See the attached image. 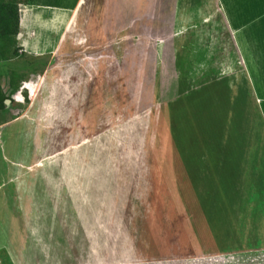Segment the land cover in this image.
<instances>
[{
    "label": "rangeland",
    "instance_id": "obj_1",
    "mask_svg": "<svg viewBox=\"0 0 264 264\" xmlns=\"http://www.w3.org/2000/svg\"><path fill=\"white\" fill-rule=\"evenodd\" d=\"M223 1L20 0L0 59L1 264H264L204 255L222 246L204 223L249 216L264 182L241 148L264 67Z\"/></svg>",
    "mask_w": 264,
    "mask_h": 264
},
{
    "label": "crops",
    "instance_id": "obj_2",
    "mask_svg": "<svg viewBox=\"0 0 264 264\" xmlns=\"http://www.w3.org/2000/svg\"><path fill=\"white\" fill-rule=\"evenodd\" d=\"M226 8V14L228 15V20L230 24L237 25L239 22H243L244 20L239 19V17L235 16V13H239L242 15H247L245 18L246 21L244 23L249 24L250 34L246 37V42H241L245 44V49L250 51L251 64L250 67H264V0H224ZM241 9V10H240ZM242 36L239 37V39ZM249 40V44H248ZM259 82V81H258ZM262 88V87H261ZM263 89H261L262 91ZM261 94H264L261 92ZM258 97V96H257ZM261 97H264L261 95ZM261 97H258L261 99ZM260 109V108H258ZM262 116L264 119V109H261ZM2 113V112H0ZM254 113V112H253ZM252 113V115H254ZM260 115V111L258 110L255 115ZM255 117V116H254ZM257 120L259 118L257 117ZM256 120V121H257ZM14 122L17 119L13 120ZM254 122L255 119L252 118ZM1 127V126H0ZM252 138L249 141H246L245 144L241 148H248L247 154L255 153L254 159H251L250 166H254L253 171L251 170L253 179H257V181L264 180V121L261 124H254L251 127ZM242 150V149H241ZM260 159V161H259ZM259 161V162H258ZM10 164V162H9ZM11 165L16 169L18 167L16 162H11ZM256 167V168H255ZM256 169V171H255ZM208 170V169H207ZM18 171H15V176ZM207 172V171H206ZM204 172L205 176L208 174ZM14 176V177H15ZM14 177L11 179L13 180ZM206 178V177H205ZM261 186L248 190V195H251V198H246L245 201H248L251 212L249 216L239 215L237 219L235 218V223H204V236L211 232L212 227H218L221 233V239L219 243L222 245L221 248H213L211 245L213 237L210 236V239H207L208 242L205 241L207 250L204 251V255L207 256L206 259H210L211 261H220L224 260L228 256H240L245 258L248 256L264 254V182H260ZM259 186V185H258ZM2 187V185H0ZM254 189V190H253ZM195 225L198 223H191V226H188V232L190 228V232L195 228ZM212 225V226H211ZM200 227V226H198ZM194 231V230H193ZM189 232V233H190ZM191 234V233H190ZM211 234V233H210ZM190 237V236H189ZM194 242V239H193ZM187 255L186 259L194 258V249L191 246L187 247ZM192 249V251H189ZM192 253V254H191ZM167 260V259H166ZM174 260V259H173ZM173 260H167L172 261ZM167 262L165 261V264ZM169 263V262H168Z\"/></svg>",
    "mask_w": 264,
    "mask_h": 264
},
{
    "label": "trees",
    "instance_id": "obj_3",
    "mask_svg": "<svg viewBox=\"0 0 264 264\" xmlns=\"http://www.w3.org/2000/svg\"><path fill=\"white\" fill-rule=\"evenodd\" d=\"M20 0H0V59L4 53L15 55L17 50V36L20 33ZM5 59V58H4ZM6 97L0 85V111L5 109Z\"/></svg>",
    "mask_w": 264,
    "mask_h": 264
},
{
    "label": "built area",
    "instance_id": "obj_4",
    "mask_svg": "<svg viewBox=\"0 0 264 264\" xmlns=\"http://www.w3.org/2000/svg\"><path fill=\"white\" fill-rule=\"evenodd\" d=\"M0 264H1V262H0Z\"/></svg>",
    "mask_w": 264,
    "mask_h": 264
}]
</instances>
